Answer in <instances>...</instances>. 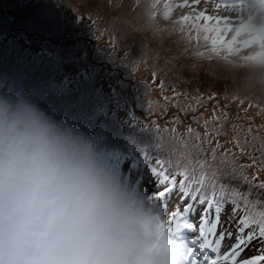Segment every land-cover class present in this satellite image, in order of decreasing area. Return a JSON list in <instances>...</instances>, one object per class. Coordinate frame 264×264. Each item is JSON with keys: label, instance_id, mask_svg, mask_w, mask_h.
Here are the masks:
<instances>
[{"label": "rangeland", "instance_id": "rangeland-1", "mask_svg": "<svg viewBox=\"0 0 264 264\" xmlns=\"http://www.w3.org/2000/svg\"><path fill=\"white\" fill-rule=\"evenodd\" d=\"M171 1L173 7L184 2ZM250 1L252 9L245 8ZM134 4L136 7L132 8ZM189 4V8L175 7L167 19L163 15L165 10L155 6L158 24L146 29L137 16L138 4L133 0H0V85L4 88L12 85L16 93H26L41 108L36 99L43 96L42 92L70 96L72 90L85 91L82 102H77L75 95L76 112L91 115L84 120L108 121L105 130L101 125L96 129L100 131L93 137L96 140L105 139V132L116 136L113 132L119 131L120 123L138 127L144 121L149 126V143L159 152V137L167 131L181 135L191 128L198 135L202 149L209 153L228 152L233 165L251 183H264V109L254 103L263 94L262 84L257 85L256 81L264 73L261 71L264 59L252 60L251 64L261 72L253 76L246 71V62L236 63L226 56L229 53L237 59L242 53L218 45L213 52L202 38L199 43L195 40L190 43L177 23L181 16L199 11L193 0ZM208 9V15L222 20L221 27L223 23L237 25L239 21L246 27L255 26L256 18L264 16V0H236L233 6L219 9L209 5ZM183 32L196 36L190 23ZM250 33L255 34L253 30ZM223 35L226 34L222 32L221 39ZM249 80H252L250 84ZM75 83H79V88L73 89ZM188 85L190 89L185 95L183 91ZM252 88L257 90L253 92ZM214 112L221 121L213 118ZM163 117L169 122L157 120ZM64 121L90 136L75 118ZM249 128L253 129L251 134ZM236 141L245 144L243 153ZM185 149L179 148L166 157L165 164H172V159L188 160ZM155 162L128 161L119 171L150 195L158 181L153 174ZM254 176L258 180L253 181ZM223 182L242 193H250V202L264 201V189L233 179ZM178 203L179 200L172 198L167 208H175ZM232 209L231 203L223 208L217 237L225 228L235 234V221L227 223ZM261 209L264 205L257 203V210ZM242 214L237 213V218ZM164 215L166 218L168 214ZM198 215L195 209L190 216L197 227ZM185 237L186 243L194 244L190 233L185 232ZM234 242V236L225 238L220 254L227 252ZM262 249L264 239H254L245 246L240 258L247 259Z\"/></svg>", "mask_w": 264, "mask_h": 264}, {"label": "clouds", "instance_id": "clouds-1", "mask_svg": "<svg viewBox=\"0 0 264 264\" xmlns=\"http://www.w3.org/2000/svg\"><path fill=\"white\" fill-rule=\"evenodd\" d=\"M155 3L137 0L146 29ZM163 220L90 136L0 93V264H174Z\"/></svg>", "mask_w": 264, "mask_h": 264}, {"label": "snow or ice", "instance_id": "snow-or-ice-1", "mask_svg": "<svg viewBox=\"0 0 264 264\" xmlns=\"http://www.w3.org/2000/svg\"><path fill=\"white\" fill-rule=\"evenodd\" d=\"M161 0H157V7ZM194 4H199L200 0H193ZM163 7L164 18L167 19L171 14L173 5L170 0H165ZM178 8H189V0L175 5ZM194 13V14H193ZM181 26V33L186 35L189 42L193 41L191 33H184L186 24H191L195 30L194 40L199 43L201 38L209 45L213 52L216 51V45L221 42V33L224 29L221 27L222 20L219 17L208 15L207 11H195L185 14L177 21ZM199 55L203 56V53ZM243 102V101H242ZM178 106V105H177ZM216 121L221 118L213 113ZM225 119L226 114H225ZM208 121L205 122L207 129ZM158 131V130H157ZM189 134L192 129L189 128ZM253 129L249 128L251 134ZM219 132H217V135ZM197 138L199 139L198 135ZM256 137H253L255 139ZM248 141H245L247 144ZM245 144L236 141V146L241 153L244 152ZM159 146V145H158ZM220 145L217 144V148ZM255 159V158H254ZM264 163V160H262ZM249 165L248 167H253ZM170 165H166L164 159L159 158L155 162L153 174L158 177V181L153 185L150 200L163 212H167L168 202L174 192L180 193L179 203L174 210L168 213L162 221L163 236L166 241V251L174 257V264H264V249L260 254L247 259H241L245 246L257 238L264 239V209L257 210V203L264 205V201L250 202L248 197L250 193H242L239 188L225 184V179L238 180L240 184H249L264 189V183H251L242 171H238L229 159V153L225 152L221 157H217L215 150L212 152L211 161L199 162L201 169L199 175L195 174L194 169L187 166L177 168L175 171H169ZM206 170V171H205ZM177 176L180 177L179 182ZM258 180L254 176L253 181ZM156 189H161L157 191ZM187 201V202H186ZM231 203L233 205L232 215L227 223L235 221L236 232L233 234L225 228L217 237L216 233L221 227V214L223 208ZM199 205H204L197 223L192 222L190 216L194 214ZM237 213H243L237 218ZM252 228L251 231L248 229ZM185 232L195 233L198 243L189 245L184 240ZM235 242L229 250L220 254V248L225 238L232 239ZM217 253L215 258H210L207 250ZM197 253H203V259L199 258Z\"/></svg>", "mask_w": 264, "mask_h": 264}, {"label": "trees", "instance_id": "trees-1", "mask_svg": "<svg viewBox=\"0 0 264 264\" xmlns=\"http://www.w3.org/2000/svg\"><path fill=\"white\" fill-rule=\"evenodd\" d=\"M36 13L40 14L41 12L38 11ZM122 66L124 67V65ZM246 71H249L250 74H252L253 76L255 75L253 74L255 73V71L253 70L247 69ZM244 80L245 78L240 81H244ZM2 82L3 81H1V83ZM251 82L252 80L248 81L249 84ZM260 83L264 85V76L261 78V80L256 81L257 85H259ZM78 84L75 83L74 84L75 87L73 89L79 88ZM0 89H2L3 94L9 96H15L17 94L12 85H10L8 88H5V90H4V85H0ZM252 90L253 92H255L257 88H252ZM9 91H11V94ZM70 93L72 96L71 95L64 96L63 93L46 95V93L42 92L43 96L40 98L38 97L36 100H38L39 104H42L43 109L48 114H50L56 119L59 118L58 120L75 118L82 125L84 130L89 131L88 134L92 139H94L93 137L95 136V134L98 135L97 133H100V131H96V129H98V127L101 125L104 127L105 130L108 126V121L103 120L102 118H94L95 120H84V119H90L91 115L88 113L82 114L76 112V105L73 104V102L76 101L75 95L77 98V102H82L83 99L85 100L84 98L85 91H80L75 93L72 90ZM260 99L264 100V89H263L262 97ZM53 112H57L58 114H53ZM124 125H122L121 123L118 124L119 131L116 130L113 132V134L116 136H111L110 133L105 132L106 134L105 139H101V140L94 139L101 146H103L102 149L107 153L111 163L115 168L122 166L124 163L128 161H131L132 164L135 163L143 164L144 163L143 160L156 161L159 158L165 159L166 157H168V155H171L172 152L174 153L176 151L174 147L183 148V142H182V139L184 138L183 134L176 135L173 131H167L166 135L163 137H159V141L157 142V146L159 145L158 147L162 151L161 154L160 152H156L154 150L153 144L149 143V139H148L149 126L146 122L142 121V123H140V126L138 127H132L128 125L124 126ZM137 129L140 131V133H138L139 131ZM135 135H139L141 137H136ZM192 136L193 133L189 134V131L186 132L185 135L186 139H190ZM206 158L209 161L212 160V157L209 154V152H207ZM201 161H206V160L204 158H201L199 161H192V162L190 161L188 164H186L184 162H178L172 159V164H170L169 171L170 172L175 171L177 168H183L184 166H187L189 169H194L195 174L198 176L201 171L199 167V162ZM179 179L180 177L178 176L177 178L178 182ZM175 198L180 199V194L175 193ZM197 208L203 210L204 205H199L196 207V209Z\"/></svg>", "mask_w": 264, "mask_h": 264}, {"label": "bare ground", "instance_id": "bare-ground-1", "mask_svg": "<svg viewBox=\"0 0 264 264\" xmlns=\"http://www.w3.org/2000/svg\"><path fill=\"white\" fill-rule=\"evenodd\" d=\"M191 235V234H190ZM223 249V248H222ZM222 251H224V250H222Z\"/></svg>", "mask_w": 264, "mask_h": 264}]
</instances>
